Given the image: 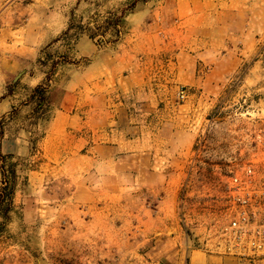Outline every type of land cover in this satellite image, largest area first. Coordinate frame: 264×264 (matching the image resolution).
I'll use <instances>...</instances> for the list:
<instances>
[{
    "label": "crops",
    "instance_id": "1",
    "mask_svg": "<svg viewBox=\"0 0 264 264\" xmlns=\"http://www.w3.org/2000/svg\"><path fill=\"white\" fill-rule=\"evenodd\" d=\"M35 6L13 1L0 16L28 20L0 28V186L1 156H10L15 174L29 161V177L66 180L73 202L89 210L116 206L123 194L161 193L158 203L138 201L135 209L139 233L156 243L165 235L146 264H252L200 248L186 237L176 206L201 133L193 118L205 100L242 71L245 80L256 70V80L264 79V0H140L123 17L119 39L105 43L87 33L61 39L65 13ZM52 40L59 62L48 77L39 59ZM41 85L50 102L37 117L31 95ZM13 211L12 202L4 225L0 217L3 229L13 224ZM119 223L108 215L102 225ZM20 261L32 264L28 254Z\"/></svg>",
    "mask_w": 264,
    "mask_h": 264
},
{
    "label": "rangeland",
    "instance_id": "2",
    "mask_svg": "<svg viewBox=\"0 0 264 264\" xmlns=\"http://www.w3.org/2000/svg\"><path fill=\"white\" fill-rule=\"evenodd\" d=\"M13 1L27 3L31 0H0V16ZM33 2L36 4L34 10H61L67 16L68 25L71 22L73 25L87 24L96 33L98 42L105 43L114 40L112 29L95 28L105 25L108 12L120 15L130 0ZM45 21V18L35 20L39 24ZM27 22V19L0 18V28L19 29ZM73 32L71 30L68 35ZM23 35L21 29L16 38L22 40ZM61 39L69 40L64 35ZM53 41L41 50V60L47 59L45 66L48 73L51 62L59 60L56 58L59 49ZM257 73L258 70L254 72L255 76L246 80L243 79V71L238 73L230 87L216 98L205 100L200 115L193 118L200 127L198 132H201L197 139L202 138L203 141L199 152H194V145L193 154H190L176 206V219L189 239H195L196 235L204 232V223L210 221L213 211H218L217 207L221 204L222 181L252 149L253 130L262 120L256 119L257 115L251 109L264 106V88H261L264 79L257 81ZM247 110L251 114H246ZM258 117H264V110ZM31 167L29 161H23L21 170L15 175L13 224L3 229L0 220V264H21L22 254H28L32 264H146L147 254L161 245L165 237L163 233L156 236V243L154 236H148L143 231L139 233L135 226L138 201L158 203L161 193L150 196L136 192L134 195L123 194L122 203L116 206L107 209L97 203L89 210L86 205L73 202L66 180H47L42 184L40 179L28 176ZM108 215L123 224L114 227L102 225ZM93 219L95 221L91 222ZM104 240H113L117 244L106 245ZM155 261L166 264L159 258Z\"/></svg>",
    "mask_w": 264,
    "mask_h": 264
},
{
    "label": "built area",
    "instance_id": "3",
    "mask_svg": "<svg viewBox=\"0 0 264 264\" xmlns=\"http://www.w3.org/2000/svg\"><path fill=\"white\" fill-rule=\"evenodd\" d=\"M186 95L181 86L178 100ZM263 110L264 106L251 109L262 120L253 130L252 149L229 170L222 181L218 211L204 223V232L196 235L200 248L252 264H264V117H258ZM202 141L197 139L194 152H199Z\"/></svg>",
    "mask_w": 264,
    "mask_h": 264
},
{
    "label": "trees",
    "instance_id": "4",
    "mask_svg": "<svg viewBox=\"0 0 264 264\" xmlns=\"http://www.w3.org/2000/svg\"><path fill=\"white\" fill-rule=\"evenodd\" d=\"M140 0H130L128 2V5L126 8H123L120 12V15H116L115 13L108 12V16L105 18V25L97 26L98 30H106V29H112V37L116 41L119 39L121 30L118 28L120 24L122 23L123 17L131 12L134 7L136 6V3ZM73 30L74 32L69 36V32ZM87 33L91 38L96 37V33L92 31L90 27H88L87 24H76L73 25L72 22L69 23L67 29L63 32L64 36H68L69 39H77L79 34ZM58 59L51 62L50 65V73H47V76L49 77L50 74L53 73V70L56 68L58 64ZM39 62L43 65L47 63V59L41 60L39 59ZM31 98L34 99L35 102V113H37V117H41L45 115L47 107L50 102V97L47 94L45 88L41 86H37L33 89ZM2 164H1V172H2V180H1V186H0V217L4 219L3 225L6 223V221L9 220V212L12 210V200H13V192L15 187V163L10 160V156H1ZM8 173V175H7ZM1 231V228H0Z\"/></svg>",
    "mask_w": 264,
    "mask_h": 264
},
{
    "label": "water",
    "instance_id": "5",
    "mask_svg": "<svg viewBox=\"0 0 264 264\" xmlns=\"http://www.w3.org/2000/svg\"><path fill=\"white\" fill-rule=\"evenodd\" d=\"M20 74H18V76H19ZM18 76L16 77V78H18Z\"/></svg>",
    "mask_w": 264,
    "mask_h": 264
}]
</instances>
